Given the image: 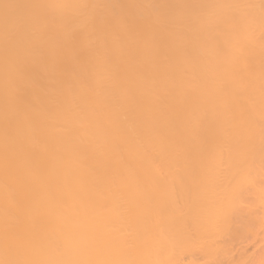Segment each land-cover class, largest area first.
Instances as JSON below:
<instances>
[{
    "label": "bare ground",
    "instance_id": "1",
    "mask_svg": "<svg viewBox=\"0 0 264 264\" xmlns=\"http://www.w3.org/2000/svg\"><path fill=\"white\" fill-rule=\"evenodd\" d=\"M0 264H264V0H0Z\"/></svg>",
    "mask_w": 264,
    "mask_h": 264
}]
</instances>
